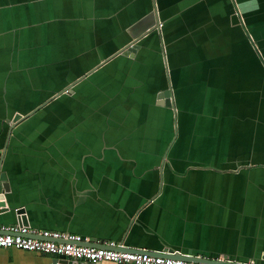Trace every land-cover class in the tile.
<instances>
[{
	"label": "crops",
	"instance_id": "1",
	"mask_svg": "<svg viewBox=\"0 0 264 264\" xmlns=\"http://www.w3.org/2000/svg\"><path fill=\"white\" fill-rule=\"evenodd\" d=\"M0 171V224L264 264V0H0Z\"/></svg>",
	"mask_w": 264,
	"mask_h": 264
},
{
	"label": "built area",
	"instance_id": "2",
	"mask_svg": "<svg viewBox=\"0 0 264 264\" xmlns=\"http://www.w3.org/2000/svg\"><path fill=\"white\" fill-rule=\"evenodd\" d=\"M82 241L81 236L75 233L36 230L18 224H0V248H14L50 256L62 255L69 260L92 263L105 261L116 264H224L186 260L146 251L116 250L112 241L102 243L103 246L87 245Z\"/></svg>",
	"mask_w": 264,
	"mask_h": 264
},
{
	"label": "water",
	"instance_id": "3",
	"mask_svg": "<svg viewBox=\"0 0 264 264\" xmlns=\"http://www.w3.org/2000/svg\"><path fill=\"white\" fill-rule=\"evenodd\" d=\"M135 47H137V45L135 44V40H132L130 43L125 44L117 53H122L123 55H128L129 53H133ZM68 87H65L64 89H66ZM58 94V93H56ZM171 97V92L170 90H166V91H161L160 93L157 94V98L160 99L162 98L165 102V104H170V101H167V98ZM157 103L162 104L161 101H157ZM20 115L18 114H14L11 120L12 124H15L16 121L20 120ZM9 190V186L6 180V177L4 175L3 172L0 171V212L3 213L5 211H8V207L5 206V202H4V193L8 192ZM14 214H15V219H16V223L18 225H23V226H28V222L26 220V217L24 215V209L22 207H16L13 208ZM40 238V237H39ZM83 244H87V245H92V246H103L101 243H90V242H84L82 241ZM105 246V245H104ZM114 249L116 250H136L130 247H125V246H121L119 245H114L113 246ZM136 251H143V250H136ZM149 252L150 254H164L166 256H171L174 258H182V259H186V260H195V261H205V262H217V263H224V264H254L252 262H247V263H239V262H235V261H228V260H218V259H208L205 257H196L194 255H183L182 253L179 252H169L166 251V249H163L162 251H146ZM50 264H56V263H62V264H74L76 263L75 260H69L66 259L64 256L62 255H57V256H50Z\"/></svg>",
	"mask_w": 264,
	"mask_h": 264
},
{
	"label": "rangeland",
	"instance_id": "4",
	"mask_svg": "<svg viewBox=\"0 0 264 264\" xmlns=\"http://www.w3.org/2000/svg\"><path fill=\"white\" fill-rule=\"evenodd\" d=\"M249 32V31H248ZM250 33V32H249Z\"/></svg>",
	"mask_w": 264,
	"mask_h": 264
}]
</instances>
